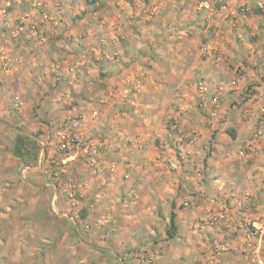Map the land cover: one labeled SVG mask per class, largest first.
Returning <instances> with one entry per match:
<instances>
[{
	"label": "rangeland",
	"instance_id": "374dc122",
	"mask_svg": "<svg viewBox=\"0 0 264 264\" xmlns=\"http://www.w3.org/2000/svg\"><path fill=\"white\" fill-rule=\"evenodd\" d=\"M51 1L59 7L60 0H0V73H12L16 61L11 58L9 46L22 32H30L29 39H34V49L38 48L40 55L47 42L65 39L68 28L55 22L67 12L48 8ZM227 1L224 10H204L208 12L204 18L210 19V13L216 12L234 33L237 50L246 53L238 62H226L234 71L232 79L243 81L240 89H226L222 80L201 75L189 79L185 90L143 87L146 74L134 73L142 66L138 64L141 50L136 36H143L144 29L151 26L137 22L136 17L125 24V39L128 31L133 33V38L125 41V46L128 40L132 45L125 47V61L116 53L109 56L112 59L106 58L117 66H125L123 99L121 95L118 97L120 91L108 94L113 101L104 99L105 92L99 95H104L100 102H125L121 105L125 109H116L119 116L125 113V141H114L108 150L115 154L109 158L112 167L97 166L94 155L97 152H93L96 149L90 144L92 135L60 115L50 118L44 113L40 91L23 92L22 100L30 104L14 106L8 103L13 102L10 100L13 93L6 89V98L0 99L4 102L0 105V121L12 127V133L9 135L8 126L0 122V264H221L220 257L225 251L222 243L233 237L232 230L236 227L230 218L235 213L247 218L242 225L245 238L264 236L252 234L248 227L249 219L264 216V92L260 94L256 87L264 84V0ZM94 6L95 16L115 17L106 12L105 4ZM25 12L28 16L20 21L19 16ZM81 16V12L69 16L68 22L73 23ZM237 18L245 22L241 31ZM32 19L39 24L49 21L50 27L33 28ZM157 29L158 26L156 34L166 38L164 29L161 32ZM218 30L217 27L213 35H224ZM101 37L100 44L106 43L105 36ZM205 48L202 45L201 50L207 57ZM208 50L213 57V48ZM210 60L215 65L223 59ZM145 63L149 65V61ZM92 64L95 71L88 75V82L103 77L97 73L99 65ZM57 70L58 67L53 68L47 77L42 71L36 72L34 81L44 80L46 86H52V94L61 81ZM200 83L207 89L202 90ZM1 92L5 94L0 88ZM82 94L83 102H95L88 98V90ZM215 96L217 102L213 101ZM65 104L59 102L61 109ZM17 129L39 139V154L33 165H27L12 153ZM258 129L260 134L256 133ZM230 130L234 131V137ZM65 132L80 137L71 150L60 149ZM102 146L104 143L96 148L104 153ZM124 148L123 160L119 151ZM75 150L80 152L76 160L57 164L65 154ZM143 161L147 167L153 166L140 170L136 165ZM186 170L189 172L181 176ZM169 174H175L173 179ZM160 175L164 181L156 177ZM157 180L161 182L160 188H156ZM43 182L51 184L38 185ZM172 201L179 203L183 214L175 235L169 237L166 229ZM208 210L210 217L204 219ZM206 222L209 227L203 228ZM255 252L254 248H246L242 258L249 262L252 255L250 264H258L257 254L264 257V244Z\"/></svg>",
	"mask_w": 264,
	"mask_h": 264
},
{
	"label": "crops",
	"instance_id": "0c3cea01",
	"mask_svg": "<svg viewBox=\"0 0 264 264\" xmlns=\"http://www.w3.org/2000/svg\"><path fill=\"white\" fill-rule=\"evenodd\" d=\"M197 2L198 0H137L133 3L125 0H94L92 2H86L85 0H60V3L57 2V5H61L59 7L55 6V2H48V8H51L53 11L59 8L62 12H67L64 18L55 22L59 27L65 26L68 28L65 32L67 36H65V39L57 38L47 42L40 52L41 55L38 53V48L34 49V39H29L30 32H22L15 38L9 46L11 58L13 61H16L15 67L11 74H4L2 71L0 73V79L2 78L1 81H3V85L0 88L1 91L5 92V94L0 93V99L2 97L6 98L4 95H7V89L9 93H13L10 99L13 102H8L9 104L13 103L14 106H18L20 103L28 105L30 102L22 100L23 92L28 90L33 92L40 91L42 95L40 107H42L44 113L48 116L51 115L50 118L60 115L63 120L77 127L80 126L81 129H84V132L92 135L90 144L96 149L93 152H97L94 154L96 155L97 166L112 167L109 158H112L113 154L111 151L108 153V150H110V147H113L114 141H125V113L123 112L119 116V113L116 111L119 107L125 109V106H121L125 105V102H100L102 100L101 97L104 95H99L101 92H105L107 95L104 99H110L108 94L116 95L117 91H120L118 97L121 95L120 98L123 99L121 93L125 91V66L122 67L121 64L117 66L111 60H106V58L116 53L118 58L125 61V47L131 45L129 44L130 40H128L125 46V41L129 38L131 39V37L133 38V33L128 31V38L125 39V24L129 23V21L132 23L135 17L137 22L148 23L151 26L149 29H144L145 33L143 36H136L138 48L141 50L138 53L140 60L138 64L141 63L144 67L145 61H149V65L145 66L144 69L142 66H138V71L134 72L135 74H146V77L143 78V87L149 89L153 87L159 91L166 87L176 91L179 89L185 90L189 79H193L196 75L222 80L226 89L234 87L235 89H240L243 87L242 80L232 79L234 71L229 68L228 64L238 62V59L245 57L246 53H240L237 50L238 46L234 40L235 35L232 31L228 30L224 19H220L216 12L210 13V19L204 18L208 12L198 9ZM237 2L235 0V3ZM98 3L105 4L104 9L106 12L113 13L115 17L102 19L95 16L94 5ZM78 12H81L83 16L79 20L76 19L73 23H70L71 21L68 22L69 16H74ZM31 22L34 24L32 27L36 29H39V27L48 29L50 27L49 21L39 24L38 21L35 22V19H32ZM236 22L239 24V31H241L245 22L239 20V18L236 19ZM142 26L145 27V25ZM156 26L159 27V30L157 29L159 32L164 29V36L166 38H162L160 34H156ZM217 27L218 31L225 33L227 31L229 35L225 33L222 36L213 35ZM220 27H223L224 30H220ZM254 27H257L255 23ZM82 29H84L83 32ZM101 36H105L106 43L100 44L99 40L102 38ZM96 41H98V44L95 45ZM52 43L59 45V47L51 46ZM202 45L213 48L215 54L212 59L222 57L223 60L219 64H212L214 62L210 58L205 57L201 50ZM254 47H258V45L255 44ZM242 54L244 55L242 56ZM200 56H202V59H200ZM191 59L195 61L188 63ZM226 62H228L227 65ZM92 63L99 65L96 68L97 73H100L103 77L96 79L95 82H88V79H90L88 75L95 71ZM52 67H58L59 70L57 72L59 73V79H61L58 87L54 90V92H59L57 95H54V92L50 93L52 86H46L44 80L39 82L34 81V79H37L36 72L42 71L47 77L51 71L53 72ZM130 72L133 75V71L130 70ZM132 75L130 74L127 77L129 81ZM161 77H168V79L163 78V81H161ZM85 81H87L86 84H83L82 82ZM256 87L259 89L260 94L264 92V84H259ZM83 90H88V98L95 99V102H83ZM31 97L35 99L34 96L31 95ZM224 97V99H227L226 95ZM17 100L21 101L17 102ZM57 100L67 103L62 106L63 109L59 106V102L56 104ZM110 100L113 101V99ZM3 103L0 102V105ZM0 122L4 125L7 124L3 120ZM10 128L12 127L8 126L6 129L9 135L12 133ZM16 131L21 132L24 130L17 129ZM98 140H101V142L99 143ZM102 143H104L102 147H105V149L103 148L104 153L100 151L101 149L96 148L98 145L100 147ZM119 153H121V157L124 160L125 148L120 150ZM78 154L80 152L75 150V160L78 158ZM145 163L143 161L140 165H136V167L140 170H149L148 168L153 166L149 165L147 167L148 165L146 166ZM131 165L135 167L133 163ZM186 171L181 176L189 172V170ZM157 173L162 174V171ZM174 175L169 174V178L173 179ZM156 177L164 181L166 175L163 176L164 178L161 175ZM156 183V188H160L161 182L158 181ZM49 184L51 183L43 182L38 185L44 186ZM200 199L202 200V198ZM175 201L171 202L170 212L171 210L175 212V221L178 228V219L183 212L179 203L176 204ZM208 212L209 210L204 212V219L210 217V213ZM241 214L235 213L230 217L233 220L232 223H235L234 225L238 229L234 226V230H232L233 237H228V240L225 239L222 243V248L225 251L222 252V256L220 257L221 264H250L253 261L252 255L249 262H246L242 258L244 249L251 247L257 253L264 244V236L262 238H245V235H243L244 227L242 225H244V220L246 221L247 218L243 219L240 216ZM189 224H192V222L190 221ZM207 224L206 222L204 224L206 226L202 227H209ZM256 259L258 260V264H264V257L261 255L257 254Z\"/></svg>",
	"mask_w": 264,
	"mask_h": 264
},
{
	"label": "built area",
	"instance_id": "2783aa9c",
	"mask_svg": "<svg viewBox=\"0 0 264 264\" xmlns=\"http://www.w3.org/2000/svg\"><path fill=\"white\" fill-rule=\"evenodd\" d=\"M228 2L227 0H199L198 1V7L199 9H203L205 11H210L213 9H220V10H224L227 8L228 6ZM257 5L259 7L262 6V4L260 2H257ZM28 16V12L23 13L21 16H19L20 21H23L26 17ZM205 54L207 55L208 58H212L211 52L208 50V48H205ZM2 59H5V57L2 55L1 56ZM8 64V62H7ZM201 85V89L202 90H206L207 87L206 86H202ZM218 97L215 96L213 98L214 102H217ZM262 123V122H261ZM257 134L261 133V129H258ZM62 140L60 143V149L62 150H71V148L73 147L74 144H77L80 142V137L75 134V133H64L62 134ZM75 158V151H71L68 154H65L58 162L57 164L59 165H64L66 163H68L70 160ZM93 161L91 160V163ZM248 227L250 229V232L254 235H258L261 236L264 234V216H256L254 218H251L248 220Z\"/></svg>",
	"mask_w": 264,
	"mask_h": 264
},
{
	"label": "trees",
	"instance_id": "16d2710c",
	"mask_svg": "<svg viewBox=\"0 0 264 264\" xmlns=\"http://www.w3.org/2000/svg\"><path fill=\"white\" fill-rule=\"evenodd\" d=\"M86 2H92L94 0H85ZM232 137L235 136L234 131L230 130ZM40 143L37 136H29L22 132H18L14 138L12 153L24 161L27 165H33L36 163L39 154ZM84 215V213H82ZM177 231V223L175 221V212L171 210L169 215V227L166 229V233L169 237H173Z\"/></svg>",
	"mask_w": 264,
	"mask_h": 264
}]
</instances>
